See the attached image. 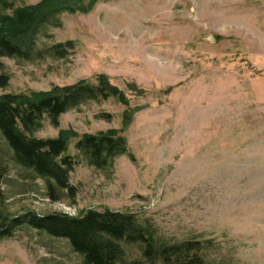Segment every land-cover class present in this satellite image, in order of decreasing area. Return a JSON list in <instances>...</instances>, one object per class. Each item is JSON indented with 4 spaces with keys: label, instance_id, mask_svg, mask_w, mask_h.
Listing matches in <instances>:
<instances>
[{
    "label": "rangeland",
    "instance_id": "rangeland-1",
    "mask_svg": "<svg viewBox=\"0 0 264 264\" xmlns=\"http://www.w3.org/2000/svg\"><path fill=\"white\" fill-rule=\"evenodd\" d=\"M33 40L28 59L1 57L9 80L0 93L95 83L103 74L128 100L83 102L34 135L114 129L135 159L103 167L81 160L68 172L75 196L51 201L0 136V212H131L169 243L211 240L199 251L203 264H264V0H98L87 12L56 14ZM66 42L61 57L53 46ZM68 150L75 154L73 140ZM124 247L140 259L136 245ZM81 262L66 239L24 223L0 238V264Z\"/></svg>",
    "mask_w": 264,
    "mask_h": 264
},
{
    "label": "trees",
    "instance_id": "trees-1",
    "mask_svg": "<svg viewBox=\"0 0 264 264\" xmlns=\"http://www.w3.org/2000/svg\"><path fill=\"white\" fill-rule=\"evenodd\" d=\"M72 1V2H71ZM98 0H41L35 4L13 5V0H0V90L8 85L9 75L2 71L1 57L28 59L38 27L56 14L87 12ZM72 46L58 43L53 49L61 57ZM115 97L128 104L124 93L101 74L96 82L80 79L74 84L54 86L48 91L0 93V136L12 152L13 161L41 179L51 201L72 198L76 188L68 172L81 160L95 167L111 164L118 156L135 159L126 138L117 130L78 134L59 130L56 136L37 137L34 132L48 119L54 126L67 110L89 100ZM134 110H126L122 124L132 119ZM108 116V114H107ZM73 140L75 154L68 150ZM24 223L49 236L66 239L81 264H131L144 259L150 264H203L199 251L211 240L186 239L167 242L147 218L135 213L88 208L78 214H39L29 211L16 217L0 212V238L10 236L13 227ZM138 247L140 259H130L124 244Z\"/></svg>",
    "mask_w": 264,
    "mask_h": 264
}]
</instances>
